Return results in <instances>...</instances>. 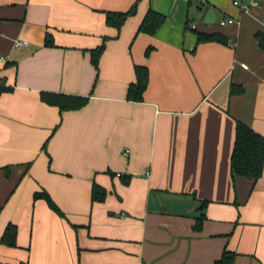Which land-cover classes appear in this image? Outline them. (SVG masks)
I'll use <instances>...</instances> for the list:
<instances>
[{
    "label": "crops",
    "instance_id": "1",
    "mask_svg": "<svg viewBox=\"0 0 264 264\" xmlns=\"http://www.w3.org/2000/svg\"><path fill=\"white\" fill-rule=\"evenodd\" d=\"M232 2L0 0V264H264V161L254 183L230 170L236 121L264 138V0ZM148 9L164 20L137 33ZM135 65L141 101L126 99ZM41 92L87 101L61 111Z\"/></svg>",
    "mask_w": 264,
    "mask_h": 264
},
{
    "label": "trees",
    "instance_id": "2",
    "mask_svg": "<svg viewBox=\"0 0 264 264\" xmlns=\"http://www.w3.org/2000/svg\"><path fill=\"white\" fill-rule=\"evenodd\" d=\"M133 13V8L125 12H106L105 22L107 25L116 28L121 27L125 19ZM164 20V16L154 12L150 9L147 10L139 26L137 33L143 32L153 34ZM259 46L264 50V35L260 32L255 34ZM219 41V35L216 33H203L196 32V41ZM51 43L46 41L45 45ZM104 44L102 43L95 49L91 50V63L94 67L97 65L98 58L102 53ZM148 53V49L145 51ZM135 81L129 84L126 99L130 101H141L142 93L147 85L148 72L146 67L135 65L134 66ZM233 91V89L231 90ZM40 99L49 104L59 108V110L77 109L83 106L87 97L83 96H70L56 93H40ZM264 161V138L256 133L254 130L246 126L240 121L235 122V137L230 155V170L233 177L238 176L251 180L253 183L260 177ZM46 200L49 207L55 212L61 214L58 208L54 205L51 199L46 195H42ZM105 197V190L95 184L92 186L91 199L92 201L101 202ZM205 202L202 203V206ZM204 215H199L194 224V229L201 228ZM15 228L12 225H7L1 240L7 245H14ZM235 254L231 251H223L221 257L214 261L212 264H233Z\"/></svg>",
    "mask_w": 264,
    "mask_h": 264
},
{
    "label": "built area",
    "instance_id": "3",
    "mask_svg": "<svg viewBox=\"0 0 264 264\" xmlns=\"http://www.w3.org/2000/svg\"><path fill=\"white\" fill-rule=\"evenodd\" d=\"M233 5L235 6H238L241 10H244L247 8V4H242L241 3V0H233ZM250 3H253V4H256V0H250ZM234 22V19L230 18V17H227V16H222L219 20H218V24L220 26H224L226 24H232ZM261 25L262 27L264 28V16L262 17V20H261ZM189 28L190 29H195V22H190V25H189ZM27 45V42L25 41H22V40H14L13 41V47L15 48H21V47H25ZM1 60V58H0ZM243 68H246V66L243 64L241 65ZM148 171H145L144 172V175H148Z\"/></svg>",
    "mask_w": 264,
    "mask_h": 264
},
{
    "label": "water",
    "instance_id": "4",
    "mask_svg": "<svg viewBox=\"0 0 264 264\" xmlns=\"http://www.w3.org/2000/svg\"><path fill=\"white\" fill-rule=\"evenodd\" d=\"M216 20L215 16L213 15L212 11L209 9L206 11L203 17L204 22L213 23Z\"/></svg>",
    "mask_w": 264,
    "mask_h": 264
},
{
    "label": "rangeland",
    "instance_id": "5",
    "mask_svg": "<svg viewBox=\"0 0 264 264\" xmlns=\"http://www.w3.org/2000/svg\"><path fill=\"white\" fill-rule=\"evenodd\" d=\"M195 17V16H194ZM196 21L201 22V19L199 17H195Z\"/></svg>",
    "mask_w": 264,
    "mask_h": 264
}]
</instances>
